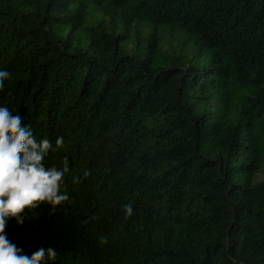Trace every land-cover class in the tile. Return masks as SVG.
Masks as SVG:
<instances>
[{
	"label": "trees",
	"instance_id": "16d2710c",
	"mask_svg": "<svg viewBox=\"0 0 264 264\" xmlns=\"http://www.w3.org/2000/svg\"><path fill=\"white\" fill-rule=\"evenodd\" d=\"M0 71L69 167L68 201L8 227L29 255L264 264V0H0Z\"/></svg>",
	"mask_w": 264,
	"mask_h": 264
},
{
	"label": "clouds",
	"instance_id": "9594fccd",
	"mask_svg": "<svg viewBox=\"0 0 264 264\" xmlns=\"http://www.w3.org/2000/svg\"><path fill=\"white\" fill-rule=\"evenodd\" d=\"M9 76L8 71H0V90ZM63 147L62 136L56 138L55 148L49 139L37 141L19 114L0 106V264H55L58 252L54 247L41 246L29 255L8 238L7 230L10 223L23 227L31 218L28 213L36 214L41 205H50L54 213L69 200L60 190L69 171L67 159L62 169L44 163L50 152ZM132 215V206L126 205L125 219ZM101 242L107 243V239L102 237Z\"/></svg>",
	"mask_w": 264,
	"mask_h": 264
},
{
	"label": "rangeland",
	"instance_id": "374dc122",
	"mask_svg": "<svg viewBox=\"0 0 264 264\" xmlns=\"http://www.w3.org/2000/svg\"><path fill=\"white\" fill-rule=\"evenodd\" d=\"M260 181H264V170H262L258 175V177H256L255 179V182H260Z\"/></svg>",
	"mask_w": 264,
	"mask_h": 264
}]
</instances>
